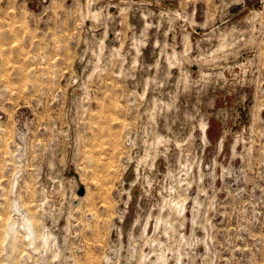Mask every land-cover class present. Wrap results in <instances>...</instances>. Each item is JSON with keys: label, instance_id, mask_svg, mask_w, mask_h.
<instances>
[{"label": "rangeland", "instance_id": "rangeland-1", "mask_svg": "<svg viewBox=\"0 0 264 264\" xmlns=\"http://www.w3.org/2000/svg\"><path fill=\"white\" fill-rule=\"evenodd\" d=\"M0 264H264V0H0Z\"/></svg>", "mask_w": 264, "mask_h": 264}]
</instances>
